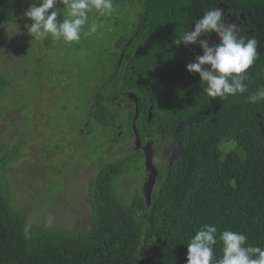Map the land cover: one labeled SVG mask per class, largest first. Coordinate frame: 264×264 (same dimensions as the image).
<instances>
[{"label": "trees", "instance_id": "trees-1", "mask_svg": "<svg viewBox=\"0 0 264 264\" xmlns=\"http://www.w3.org/2000/svg\"><path fill=\"white\" fill-rule=\"evenodd\" d=\"M7 1L0 0V6ZM182 1L113 3L120 9L136 7L139 15L160 16L164 8L159 4ZM225 1L245 14L264 10V0ZM8 86V79L0 77V95ZM246 93L237 97L245 101ZM226 137L233 141L231 148L210 143L190 149L149 207L139 198L125 204L115 193L114 183L130 160L105 163L89 186L92 227L71 235L30 227L11 207L5 174L8 164L20 158V145L12 148L0 157V264H187V243L204 224L216 226L217 236L230 229L246 234L248 244L264 247V134L235 127ZM221 247L219 242L215 246L218 258Z\"/></svg>", "mask_w": 264, "mask_h": 264}, {"label": "flooded vegetation", "instance_id": "flooded-vegetation-1", "mask_svg": "<svg viewBox=\"0 0 264 264\" xmlns=\"http://www.w3.org/2000/svg\"><path fill=\"white\" fill-rule=\"evenodd\" d=\"M158 6L164 8L160 16L135 13L130 31L119 34L114 46L100 53L98 75L90 83L86 116L79 129L82 136L103 143L100 161L130 160L126 172L140 184L134 194L137 190L148 207L190 149L210 143L231 148L233 141L226 136L235 127L264 134V102H248L249 95L264 87V10L259 15L241 13L225 0H183L182 5L163 2ZM211 8H222L225 19L238 25L239 35L259 42L258 59L245 82V101L237 95L226 101L205 95L199 75L186 68L196 55H202L201 48L173 44ZM217 42L213 34L210 46ZM148 159L151 166L146 164Z\"/></svg>", "mask_w": 264, "mask_h": 264}, {"label": "rangeland", "instance_id": "rangeland-1", "mask_svg": "<svg viewBox=\"0 0 264 264\" xmlns=\"http://www.w3.org/2000/svg\"><path fill=\"white\" fill-rule=\"evenodd\" d=\"M31 3L11 0L0 6V77L9 81L0 95V157L20 145V158L8 164L4 184L11 190V207L28 226L66 235L87 232L93 224L90 182L101 166L118 158L100 161L103 143L79 129L100 53L130 31L136 7L115 8L104 17L91 14L97 31L65 44L28 35L25 25L31 21L23 13ZM139 185L125 172L114 190L131 204Z\"/></svg>", "mask_w": 264, "mask_h": 264}, {"label": "clouds", "instance_id": "clouds-1", "mask_svg": "<svg viewBox=\"0 0 264 264\" xmlns=\"http://www.w3.org/2000/svg\"><path fill=\"white\" fill-rule=\"evenodd\" d=\"M62 5L63 7H58ZM115 11L113 0H32L23 13L31 23L25 25L28 35L35 40L51 37L65 44L79 42L82 35L97 31V24H90V14L104 17ZM63 17L62 21L58 17ZM88 30L85 31V26ZM235 22L225 19L222 8L205 11L179 38L173 40L176 47L199 45L202 55H196L186 65L190 74H198L203 93L212 99L226 101L237 94L248 92L249 70L258 59V40L239 35ZM213 34L217 43L210 46ZM207 37V38H202ZM264 101V87L248 96V102ZM218 228L204 224L195 231L187 243V264H264V247L248 244L246 234L230 229L217 236ZM222 245V255L216 256L215 246Z\"/></svg>", "mask_w": 264, "mask_h": 264}, {"label": "water", "instance_id": "water-1", "mask_svg": "<svg viewBox=\"0 0 264 264\" xmlns=\"http://www.w3.org/2000/svg\"><path fill=\"white\" fill-rule=\"evenodd\" d=\"M146 164H147L148 166H151L150 159L147 160V163H146ZM150 177L152 178V173H151ZM147 204H148V202H147Z\"/></svg>", "mask_w": 264, "mask_h": 264}]
</instances>
